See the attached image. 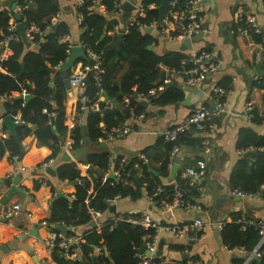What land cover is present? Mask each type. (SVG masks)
<instances>
[{
  "label": "crops",
  "instance_id": "crops-1",
  "mask_svg": "<svg viewBox=\"0 0 264 264\" xmlns=\"http://www.w3.org/2000/svg\"><path fill=\"white\" fill-rule=\"evenodd\" d=\"M17 1L0 0L2 8H6L9 12H12L11 4L17 3ZM56 1L59 5L57 20L64 21L68 25L71 42L79 41L81 30L75 0ZM124 1L126 0H120L117 4L118 9L116 8L112 17L118 22L108 33L123 34L126 31L125 24L136 13L137 6L143 2V0H130L134 8H119V5ZM238 8L253 13L264 32L262 0H202L196 9L205 30L191 37L190 49L180 50L179 46L182 41L170 38L168 34L158 32L156 36H152L153 41L150 49L158 54L174 50L193 54L206 49L211 59L221 61V68L211 72L197 87H183L180 76L175 74L173 69L168 70L164 65H159L160 74L163 77L167 76L170 83L175 79L176 85L183 89L184 96L180 102L160 104L156 102V96L141 98L137 95V101L142 105V109L136 115L133 113V108L128 106L129 96H124L123 102L119 106L122 107L125 116L122 123L130 127V131L126 135L115 139L99 138L95 145L86 142V139L85 141L81 139L80 146L71 149L72 140L67 132L66 138L62 142V148L55 157L52 156V149L49 146L36 144V139L32 135H28L22 140L26 151L19 162L11 161L7 155L0 158V264H57L52 256V251H49L46 246L51 231L62 232L57 229V226L68 227L64 234H69L68 232L72 231L71 234L82 237L92 229L100 233L101 227L109 220L130 214L138 215L145 210L153 220L161 224L188 222L194 218H200L203 222L195 239L178 238L166 231L157 232L158 244L160 240L163 244L161 260L158 261L160 264H235L238 257L243 256L244 260L249 257V252L241 247H239L240 251L227 248L221 241L220 232L218 235L215 233L220 221L230 222L232 220L233 212L244 211L249 216L264 218V195L253 199L239 198L231 193L232 186L229 182L231 168L239 157L236 147L239 130L250 128L257 133L264 134V123L253 122V119L248 118L244 112V103L247 100H252L257 106L264 104V87L253 85L258 78L264 77V74H258L255 70L257 63L254 62L249 51L250 41L253 40L250 37L236 35L231 31L234 25L232 14ZM99 10L105 12L104 8ZM14 12L16 11L14 10ZM17 21L18 19H14L12 13L9 22L12 24ZM10 54L11 49L5 47L1 58L5 59ZM78 63L79 60L71 71L78 68ZM260 69L264 72L261 67ZM127 70L128 64L121 61L116 69L115 80H118ZM225 81L228 83L225 88L227 93L221 98L225 104V111L219 116L211 118L214 131L208 134L194 132V135L201 139L207 135L211 153L205 154L201 144L191 146L181 143L178 144L179 150L176 156L169 158L165 169H161V162L165 155L163 147L158 143H166L164 131L181 122L192 110L203 106H214L216 101L211 93V87L213 84L225 83ZM79 94L78 88L69 89L66 93L64 106L69 128L76 123L75 111ZM105 96L106 94L100 100L107 101ZM125 98H127V102L124 101ZM4 100L5 96H0V109ZM109 101L112 104L110 108L118 106L117 102ZM125 109L130 112L131 116H126ZM78 122L80 121L78 120ZM28 126L31 129L34 128L32 124H28ZM0 135H2V131H0ZM92 150L108 154L110 170L106 172L107 174L114 171L115 162L124 158V163L134 161L133 167L138 170L139 175H142L138 159L145 157L146 161L143 162L142 159L141 162L148 166L151 173L149 177L152 178V175L158 177L162 185L172 183L178 175L181 176V172L186 167L194 165L199 158H205L207 161L206 173L202 178L194 181L197 183L195 189L198 192L194 201L201 204V208L165 209L159 206H149L147 192L144 187H141L140 195L116 197L112 201L106 202L107 205L103 211L88 206L87 212L91 218L84 224L68 225L62 221L48 222L52 199L58 197L59 192L64 194L63 197L73 198L76 189L75 181L62 179L57 175V167L70 162L81 175L91 179L88 172L91 166L86 162V159ZM253 157L248 156L251 160ZM174 163H178V167L175 173H172ZM48 167H51L53 172L47 170ZM161 170L164 173H160ZM19 172L21 173L17 184L19 191L9 196L6 203L2 204L1 199ZM190 182L193 183V181ZM131 184L134 186L133 183ZM13 204H18L20 210L5 218L4 210L12 207ZM110 205L115 206L114 210L110 209ZM93 212H98V214L95 215ZM142 239V245H144V236ZM93 250L94 254L90 258L79 256L80 264H89L94 257L97 260L100 253L94 247ZM97 262L105 264L98 260Z\"/></svg>",
  "mask_w": 264,
  "mask_h": 264
},
{
  "label": "trees",
  "instance_id": "trees-1",
  "mask_svg": "<svg viewBox=\"0 0 264 264\" xmlns=\"http://www.w3.org/2000/svg\"><path fill=\"white\" fill-rule=\"evenodd\" d=\"M160 1L143 0L144 12L137 18L141 25H149L157 21L156 6ZM21 2L23 0H18L16 5ZM119 2L120 0H82L76 3L77 13L81 17L79 40L86 48L102 51L100 58L102 71L99 73V79L94 77L93 70L87 72L83 81L82 95L87 96L88 100L86 102L81 100L80 95L76 110H79L80 105L86 106L81 111L80 118H75L76 123L71 128L66 122L64 106L68 84L65 82L63 73L56 69L68 58L66 50L68 42L60 41V38L69 33V27L64 21L56 20L55 23H51L52 18L58 15V2L31 0V5L20 14L18 20L21 21L25 17L22 23L27 30L32 24L39 29L50 25L48 31L42 34L29 30L28 40L31 45L28 49L16 31L10 29L9 21L13 12H9L6 8L0 9V96H5L0 109V118L9 116L14 119L17 116L20 120L15 127L14 135L9 134L6 126H0V131L7 133L4 137L0 135V158L7 155L10 159L15 157V161L19 162L26 151L22 140L28 135L36 139V144L49 146L53 157L62 148L67 132L72 140L71 149L79 147L81 139L84 141L86 139V142L95 145L99 138H105L104 129L119 125L125 120L122 107L119 106L124 96H129L128 106H131L133 113L138 115L142 105L137 101V95L145 94L157 85H162L163 89L154 95L156 102L177 103L183 99V89L178 85H171L169 78L163 77L156 68L164 65L168 70L177 69L181 58L188 54L177 50L158 54L153 49H148L147 45L152 43L153 38L144 33L138 24L130 25L123 32L119 47L116 48L117 34L108 32L118 22L112 16ZM100 5L105 12L99 10ZM9 34H13L14 37L4 44L3 41ZM5 47L11 49V54L3 59L1 53ZM79 61L92 63L90 58ZM121 61L128 64V70L115 80L116 69ZM70 72V69L66 72L67 76ZM217 85L227 88L228 83L219 82ZM253 85L263 88L264 77L258 78ZM99 89L108 96L107 101H99L102 114L91 109ZM24 90L30 96L27 100L24 99ZM212 95L215 97V94ZM109 100L117 102L118 106L109 108L107 106ZM43 108L47 112H43ZM52 112L54 116L51 117ZM252 119L257 124L262 122L261 117ZM28 124H32L34 128L31 129ZM83 126L86 129L85 135H83ZM194 132H184L176 141L166 140V143H158L163 147L165 155L161 162V169H165L169 163V155L174 144L185 143L191 146L200 144L201 138L195 136ZM236 147L238 150L262 147L263 150H255L256 155L252 160L242 154L239 155L229 174L232 188L247 192L258 191L264 195V190L260 189V185L264 184V134L250 128H241ZM141 161L142 159H138L142 175H139L138 170L133 167L134 161L126 162L121 166L119 162H115L113 169L122 172L120 178L109 177L106 173L110 170V160L108 154L103 151L92 150L87 156L86 162L91 166L88 169L91 179L81 175L70 162L59 165L57 175L62 179L75 181L76 189L73 198L58 196L52 199L48 222L62 221L68 225L84 224L91 218L87 212L88 206L103 211L107 205L106 202L116 197L140 195L141 187L145 188L147 195H151L159 186L161 191L155 197L171 200L173 188L176 185L183 192L186 200L195 203L194 198L198 195L195 189L196 182L191 183L189 178L178 175L172 183L162 185L158 177L153 175L152 178L149 177L151 173L148 166ZM160 173L164 171L161 170ZM238 215L239 212H233L232 220L223 222L220 238L227 248L241 247L250 252L257 246L258 230L252 225L242 230L240 224L235 221ZM152 232V228H144L140 224L112 219L101 227L100 233L92 229L82 235L83 242L79 245V256L90 258L94 254L93 246L104 245L107 254H100L97 257L99 262L134 264L137 261L135 252L142 245L143 236L145 240L146 235ZM260 250V255L248 264H264V244ZM51 253L57 264H80V260L71 262L65 259L57 247H54ZM154 259L157 262L161 260V256L155 255ZM243 261L244 257L240 256L235 260V264H242Z\"/></svg>",
  "mask_w": 264,
  "mask_h": 264
},
{
  "label": "built area",
  "instance_id": "built-area-1",
  "mask_svg": "<svg viewBox=\"0 0 264 264\" xmlns=\"http://www.w3.org/2000/svg\"><path fill=\"white\" fill-rule=\"evenodd\" d=\"M82 0H75L76 3L81 2ZM127 1V0H126ZM130 2V0H128ZM202 0H169V8L164 13V16L161 19V23L157 24V22L151 23L149 25H141L137 18L143 15L144 6L140 3L137 6L136 13L127 21L126 29L133 24H138L143 30L147 26H151L152 28H157L158 32L161 34H168L170 38L183 40L184 38H191L194 34L201 33L205 29L201 24V18L197 12V5ZM31 5V0H23L20 4L16 5L15 11L19 14H22L24 10H26ZM262 6L264 7V0H262ZM102 6H99V9ZM2 8V4L0 2V9ZM233 19V28L232 32L239 36L250 37L253 41H250L249 51L251 52L254 62L258 63L259 66L264 70V32L260 28L256 16L248 11H244L240 8L235 9L232 14ZM57 20V16L52 18L51 23H55ZM81 17L79 16V24ZM25 21V17L22 18L21 21L13 22L11 24L10 29L15 30L17 23H22ZM50 28V25L46 26L43 29H39L37 26L32 24L29 29H26L27 38H29V30L36 32L38 34H42ZM255 36V38H254ZM13 34H9L4 39V44H7L8 40L13 38ZM60 41L68 42L67 45V53L69 56L70 47L72 46V42L69 39V35L65 34L60 38ZM78 43L84 48L86 58H90L92 60L91 64L82 63L79 61V66L77 69L72 70L70 74L67 76L68 78V90L78 88L80 90L79 97L81 95V100L87 101L88 98L85 95H82V91L84 89V78L87 72L93 70L94 77L99 79V73L102 71L101 69V53L102 51L92 50L90 48H86L83 43L79 40ZM81 60V59H80ZM221 68L220 60H213L210 57L209 52L206 50H201L193 54H188L184 56L180 60V65L177 69H173L172 71L180 76L181 85L183 87H197L200 83L211 73ZM163 89L162 85H157L152 87L147 91V93H139L138 96L141 98H146L149 96L156 95L159 91ZM211 93L215 94L216 103L212 107H199L197 109L192 110L181 122H178L164 131V136L166 140L176 141L178 136L187 131H196L203 134H208L209 132L214 131V125L211 123V118L215 116H219L221 113L225 111V104L220 99L223 95L227 93L225 88L217 84H213L211 87ZM24 96H27L28 93L23 92ZM104 96V92L102 89H99L98 95L94 103L91 105V109L95 112H100L102 108L99 105V100ZM127 102V98L124 99ZM86 105H80L79 110L75 111V118H80L81 111L85 109ZM107 106L110 108L112 106L111 103H108ZM43 112H47L45 108L42 109ZM244 112L248 118L261 117L262 122L264 123V105L257 106L252 100H247L244 103ZM50 116H54V113H50ZM0 118V126H1ZM14 122L19 123V118L16 116L13 119ZM130 131V127L125 123L112 126L109 129H104L105 138L106 139H115L117 137H121L126 135ZM6 132H2L1 136H6ZM103 138V137H102ZM200 144L203 145V152L205 154L211 153V150L208 146L209 138L207 135L203 137L200 141ZM179 150L178 144H174L172 150L170 152V158H174L176 156L177 151ZM248 150H263L262 147H248L245 149L238 150V154L241 155ZM143 162L146 161L145 157H141ZM15 162V157L10 159ZM124 158L119 160V165L124 164ZM207 170V161L205 158H199L196 160L195 164L189 167H186L181 172V177L189 178L190 181L199 180L202 178ZM112 174L115 178H120L122 173L119 170L112 171ZM260 189L264 190V184L260 185ZM161 191V188L158 186L155 191L151 195H147V203L149 206H159L165 209H173L179 207L186 208H196L200 209L201 204L191 202L186 200L183 196V192L176 185L173 188V194L171 200H166L164 198H156L155 196ZM231 193L237 197H241L242 199H253L262 195L257 192H247L242 191L237 188H232ZM20 210L18 204H13L12 207L6 208L3 212V216L8 218L13 213H16ZM239 215L235 218V221L240 224V228L243 230L247 226L252 225L258 230L259 239L257 246L253 248L249 252V257L244 260L242 264H247L253 258H256L260 255L261 250L260 247L264 244V218H255L247 215L244 211H238ZM95 215L98 212H93ZM115 220H126L131 223H136L142 225L144 228H152V233L147 234L144 240L145 249L149 252L140 253L136 250L135 256L137 261L134 264H160L158 261H155L156 250L158 249V240H157V232L166 231L172 233L174 236L178 238H187V239H195L197 233L202 227V220L200 218H194L188 222L182 223H171V224H161L156 222L151 218L148 211L145 210L142 213L130 214L123 217H117ZM223 222L218 223V229L221 230ZM83 242L82 237L73 234H64L57 230L51 231L49 239L46 242L47 249L52 251L54 247H57L61 252L62 256L68 261L74 262L79 260V250L78 247L80 243ZM100 254H107V249L104 245H96L93 246ZM233 251H240L239 247L231 248ZM264 251V250H263Z\"/></svg>",
  "mask_w": 264,
  "mask_h": 264
},
{
  "label": "water",
  "instance_id": "water-1",
  "mask_svg": "<svg viewBox=\"0 0 264 264\" xmlns=\"http://www.w3.org/2000/svg\"><path fill=\"white\" fill-rule=\"evenodd\" d=\"M15 6H16V2H13L11 4V7H10V10L13 12V16H14V19H19V15L17 12H14V9H15ZM170 4H169V0H161L160 3L158 4V6L156 7L157 11H158V19H157V24H160L161 23V19L162 17L164 16V13L166 12V10L169 8ZM119 8L121 9H124V8H127V9H131V8H134L133 4H131V2L129 1H124L122 2L120 5H119ZM118 9V8H117ZM15 31L16 33L19 35V37L21 38V40L23 41V43L25 44V47L28 49L30 47V42L27 38V35H26V28H25V25L23 23H17L16 27H15ZM144 33H147V34H150L151 36H156L158 34V29L157 28H152L151 26H147L143 29ZM122 33H118L117 34V41H116V44H115V47L118 48L119 47V44H120V39L122 37ZM199 36V35H197ZM191 44H192V40L191 38H184L181 42V45L179 46V49L180 50H187V49H190L191 48ZM147 48L150 49L151 48V44H148L147 45ZM80 59H86V54H85V50L84 48L78 43V41H74L72 42V46L70 47V52H69V56L67 58V60L58 67V71L59 72H62L63 73V77L65 79V82L67 84H69L68 82V78H67V74L66 72L70 69H72V67L74 66V64L80 60ZM23 67V66H22ZM156 69H159L158 67ZM255 70L258 74H264V72L260 69V66L259 64L257 63L255 65ZM162 74H165V72H162ZM171 85H176V80L173 79ZM29 95L27 96H24V99L27 100L29 99ZM108 99V96L106 95L105 96V100ZM145 103V101H143ZM125 114L127 117L131 116L130 112L125 109L124 110ZM1 125L2 126H6L7 127V130L9 132V134L11 135H14L15 133V127L18 125V123L14 122L13 119L9 116L7 117H4L2 118L1 120ZM83 134H86V129L85 127L83 126ZM244 157H248V156H255L256 155V152L254 150H248L246 152H244L242 154ZM178 167V163H174L173 166H172V173H175V170L177 169ZM47 170L53 172L52 168L51 167H48ZM21 177V173L19 172L17 174V176L13 179V184L9 187L7 193L3 196V198L1 199V203L2 204H5L7 199L9 198V196H11L13 193L15 192H18L19 189L17 188V184H18V181ZM109 177H113V174L110 173L109 174ZM59 196H64L63 193H58ZM241 198V197H239ZM114 205H110V209L111 210H114ZM57 229L62 231V233H64V231L66 229H68V227H65V226H57ZM220 232L219 229H215V233L216 235H218V233ZM162 240H160L159 244H158V249L156 250V254L157 255H160L161 254V251H162ZM138 252L140 253H146V254H149V252L145 249V246L142 245L141 247H139L137 249ZM88 264V263H87ZM89 264H99L96 260V257H94L91 261V263Z\"/></svg>",
  "mask_w": 264,
  "mask_h": 264
}]
</instances>
